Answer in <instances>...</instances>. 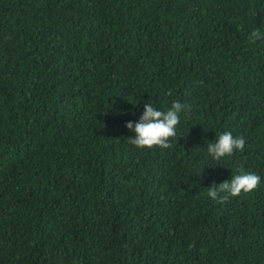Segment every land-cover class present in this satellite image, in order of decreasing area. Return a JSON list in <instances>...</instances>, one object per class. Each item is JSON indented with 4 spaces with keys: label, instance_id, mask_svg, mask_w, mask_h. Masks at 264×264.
I'll use <instances>...</instances> for the list:
<instances>
[{
    "label": "trees",
    "instance_id": "obj_1",
    "mask_svg": "<svg viewBox=\"0 0 264 264\" xmlns=\"http://www.w3.org/2000/svg\"><path fill=\"white\" fill-rule=\"evenodd\" d=\"M264 0H0V264H264ZM179 114L137 148L144 103ZM231 131L243 151L214 160ZM260 177L220 202L209 187Z\"/></svg>",
    "mask_w": 264,
    "mask_h": 264
},
{
    "label": "clouds",
    "instance_id": "obj_2",
    "mask_svg": "<svg viewBox=\"0 0 264 264\" xmlns=\"http://www.w3.org/2000/svg\"><path fill=\"white\" fill-rule=\"evenodd\" d=\"M250 40L264 39L259 30H253ZM190 105L173 101L167 110H160L153 106L151 102L144 103V111L139 121L133 124L128 121L125 127L135 133L129 143L137 148H171L170 138L176 136V126L180 122L179 114L187 111ZM245 148V138L243 136L234 137L231 131L220 133L214 143L208 144V153L214 160L231 156L234 151H243ZM260 184V177L242 169L238 174L232 176L230 180H224L215 187H209L208 196L220 202L227 201L229 197L239 196L242 192L254 191Z\"/></svg>",
    "mask_w": 264,
    "mask_h": 264
}]
</instances>
